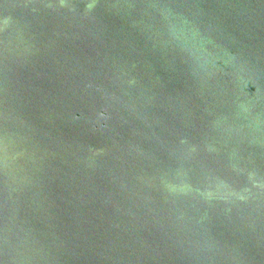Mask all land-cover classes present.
<instances>
[{
  "label": "water",
  "instance_id": "1",
  "mask_svg": "<svg viewBox=\"0 0 264 264\" xmlns=\"http://www.w3.org/2000/svg\"><path fill=\"white\" fill-rule=\"evenodd\" d=\"M0 264H264V0H0Z\"/></svg>",
  "mask_w": 264,
  "mask_h": 264
}]
</instances>
